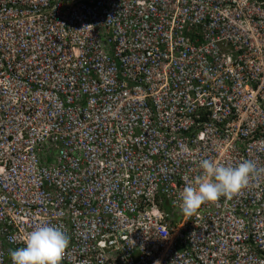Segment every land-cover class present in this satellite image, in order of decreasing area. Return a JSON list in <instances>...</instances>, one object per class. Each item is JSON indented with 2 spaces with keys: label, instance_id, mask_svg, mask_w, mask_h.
I'll list each match as a JSON object with an SVG mask.
<instances>
[{
  "label": "built area",
  "instance_id": "built-area-1",
  "mask_svg": "<svg viewBox=\"0 0 264 264\" xmlns=\"http://www.w3.org/2000/svg\"><path fill=\"white\" fill-rule=\"evenodd\" d=\"M204 158L256 174L185 216ZM42 224L62 264H264V0H0V264Z\"/></svg>",
  "mask_w": 264,
  "mask_h": 264
},
{
  "label": "clouds",
  "instance_id": "clouds-1",
  "mask_svg": "<svg viewBox=\"0 0 264 264\" xmlns=\"http://www.w3.org/2000/svg\"><path fill=\"white\" fill-rule=\"evenodd\" d=\"M202 174L186 184L180 193V210L194 215L202 205L231 197L246 188L256 174L251 160L235 166H224L218 160L204 158L199 162ZM70 237L59 225L42 224L24 238V246L10 251L12 264H62Z\"/></svg>",
  "mask_w": 264,
  "mask_h": 264
},
{
  "label": "rangeland",
  "instance_id": "rangeland-1",
  "mask_svg": "<svg viewBox=\"0 0 264 264\" xmlns=\"http://www.w3.org/2000/svg\"><path fill=\"white\" fill-rule=\"evenodd\" d=\"M167 209L169 210V208L167 207Z\"/></svg>",
  "mask_w": 264,
  "mask_h": 264
}]
</instances>
